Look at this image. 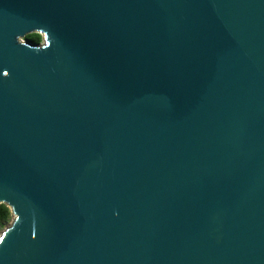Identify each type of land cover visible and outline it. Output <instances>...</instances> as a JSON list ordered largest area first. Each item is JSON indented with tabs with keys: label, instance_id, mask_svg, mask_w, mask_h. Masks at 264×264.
Masks as SVG:
<instances>
[{
	"label": "water",
	"instance_id": "obj_1",
	"mask_svg": "<svg viewBox=\"0 0 264 264\" xmlns=\"http://www.w3.org/2000/svg\"><path fill=\"white\" fill-rule=\"evenodd\" d=\"M1 204L0 264H264V0H0Z\"/></svg>",
	"mask_w": 264,
	"mask_h": 264
},
{
	"label": "trees",
	"instance_id": "obj_2",
	"mask_svg": "<svg viewBox=\"0 0 264 264\" xmlns=\"http://www.w3.org/2000/svg\"><path fill=\"white\" fill-rule=\"evenodd\" d=\"M25 40L32 44L39 45L42 43L43 38L41 34L33 33V34L28 35L25 38ZM12 219H13L12 210L7 205L1 204L0 205V234L9 224H11Z\"/></svg>",
	"mask_w": 264,
	"mask_h": 264
},
{
	"label": "rangeland",
	"instance_id": "obj_3",
	"mask_svg": "<svg viewBox=\"0 0 264 264\" xmlns=\"http://www.w3.org/2000/svg\"><path fill=\"white\" fill-rule=\"evenodd\" d=\"M23 40H24L25 42H27L25 39H23ZM13 219H14V215H13ZM13 219H12V220H13ZM9 226H10V224H9L6 228H8ZM3 231H4V230H3ZM3 231H2V232H3Z\"/></svg>",
	"mask_w": 264,
	"mask_h": 264
}]
</instances>
